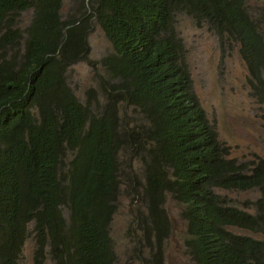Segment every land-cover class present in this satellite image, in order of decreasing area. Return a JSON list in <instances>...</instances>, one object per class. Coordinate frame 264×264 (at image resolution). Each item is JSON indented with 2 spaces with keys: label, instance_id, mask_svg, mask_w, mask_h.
<instances>
[{
  "label": "trees",
  "instance_id": "16d2710c",
  "mask_svg": "<svg viewBox=\"0 0 264 264\" xmlns=\"http://www.w3.org/2000/svg\"><path fill=\"white\" fill-rule=\"evenodd\" d=\"M74 1L64 22L63 0H0V264H20L31 237L34 264H116L110 226L123 185L138 203L141 264H166L169 199L182 206L194 264H264V238L231 231L264 236V153L229 157L194 91L179 29L187 18L222 58L237 51L262 104L264 6L252 14L246 0ZM93 19L115 51L102 60L104 102L94 89L81 101L68 82L87 57ZM220 190L259 197L249 212Z\"/></svg>",
  "mask_w": 264,
  "mask_h": 264
},
{
  "label": "rangeland",
  "instance_id": "374dc122",
  "mask_svg": "<svg viewBox=\"0 0 264 264\" xmlns=\"http://www.w3.org/2000/svg\"><path fill=\"white\" fill-rule=\"evenodd\" d=\"M86 2V6H89V0ZM246 5L252 14H256L264 6V0H246ZM79 6L80 4L74 0H63L62 20L70 21ZM31 19L32 12L22 15L20 19L22 29L30 24ZM179 29L180 36L184 37L186 43V61L192 74L194 91L218 135V140L228 148L231 159L247 163L257 161L264 153V103L259 104L250 96L249 87L246 85V68L237 51L231 52L227 58H222L215 38L206 29H196L187 18L180 24ZM87 43V57L70 69L68 82L81 101L85 102L88 98L87 92L94 89L99 99L104 102L103 87L107 85L109 74L102 65V60L115 51L94 19ZM121 108L124 111L126 106L121 104ZM125 113L130 118H139L131 108ZM133 166L136 169L138 163L134 161ZM122 190L118 210L110 226L116 264H141L135 250L137 233L134 229V218L138 203L133 200L132 191L126 185H123ZM219 193L226 197L230 205L249 212L252 210L246 208V203L253 202L259 197L257 190L246 192L220 190ZM167 210L172 220L173 231L168 242L166 264H194L186 248L185 240L189 236L187 223L181 216L182 206L169 199ZM231 231L240 235L264 238L262 235L238 228H231ZM34 250L35 242L31 237L24 246L20 264H34Z\"/></svg>",
  "mask_w": 264,
  "mask_h": 264
}]
</instances>
